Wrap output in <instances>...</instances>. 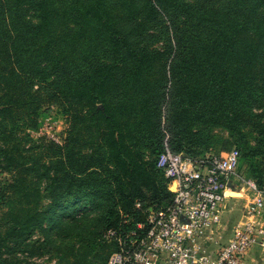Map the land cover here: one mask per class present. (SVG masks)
I'll list each match as a JSON object with an SVG mask.
<instances>
[{"label":"trees","instance_id":"trees-1","mask_svg":"<svg viewBox=\"0 0 264 264\" xmlns=\"http://www.w3.org/2000/svg\"><path fill=\"white\" fill-rule=\"evenodd\" d=\"M165 94L175 151H206L181 145L198 119L232 128L244 118L264 136V0H0V171L10 172L0 210L13 245L35 222L81 208L99 212L102 238L167 204L157 166ZM50 103L69 121L61 142L41 151L5 138L10 123L37 127ZM6 240L0 232V264H16L1 253Z\"/></svg>","mask_w":264,"mask_h":264},{"label":"built area","instance_id":"built-area-1","mask_svg":"<svg viewBox=\"0 0 264 264\" xmlns=\"http://www.w3.org/2000/svg\"><path fill=\"white\" fill-rule=\"evenodd\" d=\"M56 121L45 120L32 133L61 142ZM239 161L236 146L189 155L173 150L165 139L157 166L168 178L172 198L165 205L146 207L135 227H107L102 238L117 247L104 264H244L252 246L264 250V188L238 174ZM237 181H243L248 192L238 191ZM230 190L240 194L228 195ZM240 195L246 198L240 216L221 240L227 199Z\"/></svg>","mask_w":264,"mask_h":264},{"label":"rangeland","instance_id":"rangeland-1","mask_svg":"<svg viewBox=\"0 0 264 264\" xmlns=\"http://www.w3.org/2000/svg\"><path fill=\"white\" fill-rule=\"evenodd\" d=\"M159 36L158 31H155ZM166 39L158 37L152 43V46H162ZM169 96L165 94V100L159 103L160 128L162 132L161 147L165 139L172 136L169 128L168 115L171 112ZM246 117V114L245 116ZM57 119L56 132L65 136L69 121L66 114L60 107L54 103L46 106L39 117V124L35 128L24 127L21 121L14 124L10 123L9 133L5 138L8 140L12 135L22 136L27 139L25 143H34L35 150L44 151L51 140L45 135L32 133V129L38 128L43 121ZM242 118L237 127L229 128L218 123H207L206 121L196 120L191 124L189 137L181 142L182 147H195L196 150H213L223 152L233 146L240 149L239 143H242L244 150L240 149V163L238 174L247 179L253 178L256 183L264 182V136L258 133L257 128ZM13 133V134H12ZM29 138V140H28ZM12 140V139H10ZM1 141V140H0ZM6 141V140H5ZM41 145H46L44 148ZM26 145V146H27ZM29 146V145H28ZM145 158H151L149 148L145 150ZM10 177V172L0 171V179L5 180ZM238 191L248 192L246 184L243 181H237ZM42 191L39 203H48L50 197ZM246 198L243 195L234 196L227 199L226 209L222 215V224L224 234L221 240L228 236L233 224L239 218L241 205ZM77 216L65 215L60 219L52 218L49 224L45 219L41 222H35L31 232L23 236L21 245H13L14 234L12 228L7 232V220L9 219L0 210V232L6 235L7 240L1 246V253L16 264H102L108 258V250H102L104 242L99 235V229L103 225L102 219H98V211H88L87 208H81ZM11 220V219H10ZM12 235H11V234ZM10 234V235H9ZM16 247V248H15ZM24 249V250H21Z\"/></svg>","mask_w":264,"mask_h":264},{"label":"crops","instance_id":"crops-1","mask_svg":"<svg viewBox=\"0 0 264 264\" xmlns=\"http://www.w3.org/2000/svg\"><path fill=\"white\" fill-rule=\"evenodd\" d=\"M244 264H264V250L257 245L252 246L245 254Z\"/></svg>","mask_w":264,"mask_h":264},{"label":"water","instance_id":"water-1","mask_svg":"<svg viewBox=\"0 0 264 264\" xmlns=\"http://www.w3.org/2000/svg\"><path fill=\"white\" fill-rule=\"evenodd\" d=\"M227 194L228 195H239L240 193L238 191L230 190V191H227Z\"/></svg>","mask_w":264,"mask_h":264}]
</instances>
